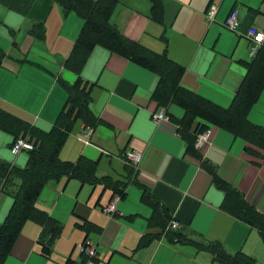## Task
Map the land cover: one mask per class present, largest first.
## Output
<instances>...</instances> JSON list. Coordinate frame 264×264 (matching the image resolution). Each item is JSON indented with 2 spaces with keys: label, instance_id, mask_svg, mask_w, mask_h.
Listing matches in <instances>:
<instances>
[{
  "label": "crops",
  "instance_id": "crops-1",
  "mask_svg": "<svg viewBox=\"0 0 264 264\" xmlns=\"http://www.w3.org/2000/svg\"><path fill=\"white\" fill-rule=\"evenodd\" d=\"M161 1L162 14L156 17L151 0H119L110 22L126 39L155 53H166L183 67V89L222 108L229 107L246 74V64L250 62L245 35L250 28L264 31V0ZM45 2L39 1L37 8H45L48 4ZM210 4L217 7L213 21H208L205 15ZM233 9L238 10L240 18L239 35L224 27ZM52 12L51 21L48 16L45 22V32L49 22L50 31H58L60 48L50 49L54 53L53 60L29 62L38 68L32 79L21 78L24 65L9 63L5 66L2 62L0 66V85L7 87L0 99V109L44 132L52 129L66 99L58 79L69 84L76 79L63 68V62L83 23L73 13L63 17L56 5H51ZM70 21L72 25L67 26ZM30 24L27 17L0 7V39L9 47L15 39L13 45L18 50L10 47L9 51L20 61H27L21 49ZM81 78L90 85V116L73 123L59 158L70 163L81 161L93 168V183L73 178L81 182V188L87 186L94 191L99 185L102 194H107L108 202L115 195V187L120 189L122 184H127L125 194L108 222H84L81 217L68 214V202L63 201L62 192L71 179L48 183L36 207L62 227L60 235L51 243L50 255L44 257L40 252L42 227L27 220L4 264H80L79 261L94 264L99 261L100 253L102 264H221L213 260L211 254L197 252L190 244L169 242L165 235L139 247L143 236L159 230L148 228L152 207L142 201L144 191L163 210L168 222H179V228L172 231L181 239L220 242L227 252L241 251L252 257L255 264H264V241L260 233L223 210L226 196L203 167V162L214 167L227 184L264 215V167L259 158L245 152L247 144L229 131L212 126L211 141L192 154V150H188L193 143L181 127L184 115L181 106L171 102L165 107L166 122L155 124L151 120L152 113L164 108L153 100L159 77L99 46L88 56ZM14 87L18 88L19 96L30 101L29 90L38 91L37 119H32L27 110H22L14 101L11 96ZM247 117L252 124L264 125V87ZM85 127L93 129L88 141L83 137ZM14 135L0 129V163L23 168L28 152L17 156L9 153ZM128 149L143 154L138 171L124 161L123 155ZM194 154H199L200 159ZM12 187L11 183L7 187L5 179L0 177V226L13 203L6 193ZM85 224L101 232L94 258L81 257L74 250L78 240L88 239L89 232L82 227Z\"/></svg>",
  "mask_w": 264,
  "mask_h": 264
},
{
  "label": "trees",
  "instance_id": "trees-1",
  "mask_svg": "<svg viewBox=\"0 0 264 264\" xmlns=\"http://www.w3.org/2000/svg\"><path fill=\"white\" fill-rule=\"evenodd\" d=\"M41 0H0V5L10 11L25 16L37 9L39 15H35L34 21L28 28V34L33 33L43 40L44 21L41 19V10L37 8ZM45 14L51 8V1L57 3L63 12V16L70 13L76 14L82 20V26L73 42L70 53L63 62V68L76 76L73 83L69 84L61 79L58 83L65 90L66 99L64 105L55 120L52 129L44 132L29 127L20 119L0 109V129L6 132H14L15 138L20 135H28L34 140V149L28 151L27 162L23 168H12L0 163V177L5 179V185L12 184L11 190L6 193L12 198L13 203L5 221L0 226V264H4L6 257L11 252L15 239L21 231V227L27 220L38 223L41 229L39 239L40 252L44 257L51 253V243L60 235L62 227L55 222L46 212L36 207L42 190L50 182H58L65 179L77 178L82 183L94 181L93 168L80 162H63L59 153L67 139L73 123L78 120H86L90 116V85L81 78V72L92 50L99 46L111 54L127 59L135 64L154 72L159 77V85L153 93V100L165 108L169 103L175 102L183 108L184 115L181 127L193 143L189 150L198 153L194 143L197 134L210 127L222 128L243 140L247 146L245 152L259 158L264 167V125L258 126L248 120L250 108L257 103L264 87V45L254 59L246 64L247 71L239 90L233 97L229 107L222 108L205 98L188 92L181 86V80L185 69L169 59L166 53H155L142 45L126 39L118 29L110 22V18L119 0H45ZM45 2V3H46ZM153 13L157 17L162 14V1L151 0ZM38 16V17H36ZM41 16V17H40ZM39 22H35L38 18ZM160 19V17H158ZM4 54L0 51V66ZM197 124L195 130L194 125ZM192 130V132H191ZM190 143V142H189ZM191 146V148H190ZM194 157L200 159L199 154ZM204 169L211 175L213 182L223 190L225 201L223 210L235 219L255 228L264 241V215L257 212L245 200L242 194L227 184L211 165L203 162ZM127 184H122L120 189L114 188V193L122 197L125 194ZM142 201L152 207L151 217L148 219V228L158 232H149L141 238L139 247L147 246L154 239L165 235L169 242L177 240L190 244L197 252L211 254L213 260L221 264H255V260L241 251L229 253L220 242L192 241L181 239L174 231H167L169 221L145 191ZM90 232L95 230L85 224L82 226ZM87 239V238H85ZM70 260H67V263Z\"/></svg>",
  "mask_w": 264,
  "mask_h": 264
},
{
  "label": "rangeland",
  "instance_id": "rangeland-1",
  "mask_svg": "<svg viewBox=\"0 0 264 264\" xmlns=\"http://www.w3.org/2000/svg\"><path fill=\"white\" fill-rule=\"evenodd\" d=\"M51 5L52 6L56 5L59 8V10L61 11L62 16H63L62 9L57 3L51 1ZM1 6L2 5H0V7ZM40 10H41L40 14H42L41 19L44 21V30H45V22L47 21L48 16L50 17L49 21H51V18H53V12L50 13V10H49V12L47 14H45V8H40ZM35 15H39V13L37 12V9L34 8V10L32 12H29L26 14V17H27V19L29 18L31 21H34ZM74 15L77 16L76 14H74ZM36 17H38V16H36ZM40 17L36 20V23L39 22ZM71 25H72V22L70 21L67 26H71ZM65 30H66V28L63 27L64 34H66ZM57 32L58 31H50V22H49L48 30L46 32H44V34H43V38H42L43 40H40V38L37 37L33 33L28 34L22 40L24 45L22 46V49H21V51H22L21 55L23 57H25L27 61H20L19 59H17L15 56L12 55L11 50L9 51L10 47H13V48L18 50V47L13 45V41L15 39L11 42L10 47L8 46V44H6L5 41L0 39V51L4 54V57L2 59L3 64L5 66H7L9 63H14V65H16V66L24 65V70L21 74V78L23 76H29L30 79H32L34 77L33 72L35 71V69H38V68H37V66L30 64L29 62L34 64V62H37L39 60L40 61L41 60H47V61L53 60L54 53H52L51 50L56 51V49L58 50L60 48V46H57V40H58L57 39V36H58ZM61 35H62V33H61ZM63 38H64V36L60 39V41ZM45 43L47 44L48 47L46 46ZM6 88L7 87H5L4 84L0 85V99H2V96H4V89H6ZM29 92H30V97L32 99L31 101L29 99L22 97V96H19L17 87L13 88V94H11V96L14 99V101L18 102V104L21 106L22 110H27V112H28L27 115H29L32 119L33 118L37 119V115L35 113V110H36V104L35 103L37 101H39L40 96H39V93L36 89L31 88L29 90ZM26 122H31V121H26ZM28 135L26 136V134H25V136H23V137L28 139L33 144L32 140L28 137ZM51 184H53V186H56L55 183H51ZM90 189L88 190L87 186H84L83 188H81V182H79L76 179H71L69 181L64 192H62L63 193L62 195H64V197H65L63 199V201L68 202V207H69L68 214L73 215V217L74 216L81 217L84 222H93L94 220H97L98 222H100V224L102 222H104V220H105V222H108L110 217H108V215H106L103 212V208L109 204L108 198L106 197L107 194H105V193L102 194V191H101V188L99 185L97 186V188L94 191H90ZM59 191L61 192V187H60ZM73 207H74V211L72 212ZM83 221H82V223H84ZM100 233L101 232H98L97 230H92L89 232L88 239L95 246L98 244V242L100 240L99 239ZM81 242H82V239L78 240L76 242V246H75L74 250H76L77 253H80V250L78 248V244ZM143 249H145V248H143ZM143 249H139L138 251H141ZM80 259H82V258H80ZM98 260L99 261L95 262L94 264H102L103 263V255L101 253L98 257ZM79 263L83 264L82 261H79Z\"/></svg>",
  "mask_w": 264,
  "mask_h": 264
},
{
  "label": "built area",
  "instance_id": "built-area-1",
  "mask_svg": "<svg viewBox=\"0 0 264 264\" xmlns=\"http://www.w3.org/2000/svg\"><path fill=\"white\" fill-rule=\"evenodd\" d=\"M217 7L210 4L205 12L208 21H213L216 14ZM224 27L227 31L237 34L240 27V18L238 15V10L233 9L224 21ZM245 39L248 43V56L250 60L254 59L258 52L264 45V31L256 28H250L246 35ZM151 120L155 124H160L161 122H166L168 117L165 112V108H161L158 111L151 114ZM93 129L91 127H85L83 129V137L86 141L91 137ZM212 137V129L208 128L203 132L197 134L194 146L196 150L203 149L210 141ZM33 144L26 138L19 136L15 138L10 147L9 153L12 156H17L21 152H28L34 149V140ZM124 161L129 165L133 170L138 171L139 166L143 159V154L137 150H126L123 155ZM122 196L117 193L113 195L109 204L103 208V212L110 217V219L116 214L117 205L121 201ZM180 224L178 221L171 220L166 225L167 231L176 230L179 228ZM80 254L82 257L94 258L96 256V246L89 240L84 239L81 243L78 244Z\"/></svg>",
  "mask_w": 264,
  "mask_h": 264
}]
</instances>
